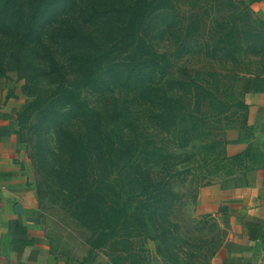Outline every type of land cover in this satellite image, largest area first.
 Listing matches in <instances>:
<instances>
[{
    "label": "trees",
    "instance_id": "1",
    "mask_svg": "<svg viewBox=\"0 0 264 264\" xmlns=\"http://www.w3.org/2000/svg\"><path fill=\"white\" fill-rule=\"evenodd\" d=\"M182 5L190 11L182 12ZM211 11L230 15L218 20ZM181 14L189 19L182 28ZM204 18L210 21L205 28ZM202 29L216 37L198 50L191 39ZM163 35L172 37L175 47L155 45ZM244 50L264 58V20L244 0H0V73L9 51L25 79V94H35L16 113L15 133L31 146L27 155L37 176L36 195L44 197L46 171L51 172L49 179L77 199L73 215L89 232L91 249L140 235L154 211H163L171 223L168 212L185 194L169 183L182 182L197 158L196 152L180 155L172 148L195 144L230 106L241 123L232 129H248V105L241 95L264 92V61L262 73L242 75L240 98L231 90L227 103L217 94L220 84H203L201 70L183 57L202 51L236 63V53ZM51 78L53 86L43 84ZM106 99L112 101L98 105ZM191 101L197 104L192 109ZM144 120L168 136L166 145L149 141ZM215 144L241 175L264 161V151L251 142L233 155L225 150V134ZM191 192L196 199L197 190ZM39 216L44 218L40 210ZM242 225L248 239L264 241L262 224ZM167 232L172 230L161 228L157 236L164 240ZM128 256L108 260L127 264Z\"/></svg>",
    "mask_w": 264,
    "mask_h": 264
},
{
    "label": "rangeland",
    "instance_id": "2",
    "mask_svg": "<svg viewBox=\"0 0 264 264\" xmlns=\"http://www.w3.org/2000/svg\"><path fill=\"white\" fill-rule=\"evenodd\" d=\"M181 10L182 12L190 11L188 5H182ZM210 14L213 15V18L217 17L220 20L221 18H225L228 12L211 11ZM258 15L263 19L260 14ZM181 18L180 27L181 24L186 25L189 20L182 16V14ZM203 21L202 27L205 28L210 21L205 18ZM195 37H192L191 41L193 44L198 45V50H201L200 45L205 43V41H210L211 38L214 39L216 34L210 33L207 29H202L196 33ZM155 45L173 48L175 47V41L172 37L169 38L168 35H163L159 41H155ZM192 55L194 56L190 55L183 58L188 59V65H193L201 70L199 80L203 84L212 83L214 80L217 81L216 84H220L218 93L215 89L212 88V90L222 100L227 101V103H231L230 101L232 100L231 90L236 91V94H234L235 98H240L238 90L242 75L262 73L263 64L261 61H264V58L250 51L244 50L236 53V63L229 59L221 60L218 57H208L202 51L200 53L193 52ZM3 68L5 71L2 74L0 73V102L3 106L11 96L17 94L18 101L20 103L21 101L25 102L21 108L22 110L35 94L31 97L25 94L23 90L25 79L17 72L15 58L10 55L9 51H7V60H4ZM43 84L53 86L54 80L52 78L44 79ZM112 95L117 96L116 94ZM88 99L90 102L92 101L91 103L95 104L96 98L94 95L89 93ZM111 101L112 99H106L104 102L98 101L97 103L102 106L103 103H110ZM196 105L195 101L190 102L191 109ZM201 109H207L204 103L201 104ZM230 111H233V106H230L229 111L218 117V121L210 122L207 128H205L207 132L202 134L203 137L189 148L185 150L179 149L177 146L172 148L176 153H180V155L196 152L197 158L194 160L196 162H190L193 163L190 173L182 174L185 177L182 182L169 183L173 189H179L186 196H184V200L176 201L174 206L169 210L168 218L171 223H168L163 211H154L152 219L144 221L145 226L140 235L129 238H118L120 240L114 243L111 242L103 248L91 249L87 240L90 236L89 232L79 226L73 215V212L76 211L75 204L77 203V199L69 195L67 188L60 186L57 182L51 181L53 176L51 172L46 171V179L49 181V184H45L43 188L44 197L41 198L35 193V200L40 205L39 210L44 215L45 230L54 247L58 251L75 258L77 261L84 260L87 255L90 257L94 256L95 259L108 260L112 255L123 257L129 254L126 261L127 264H211L212 257L215 255L211 254L212 250H214V248L211 249V246L218 247L220 242L223 245L228 230L220 227L215 216L207 211V198L201 199L199 192L203 187L210 185H213L214 189L217 190V186L221 185L222 182L242 177L241 171L237 166L227 164L223 160L220 153L222 148L215 144L216 141L223 139L227 129L241 126L239 116L231 115ZM143 122V132L150 137L149 141H152L156 145H166L168 136L161 134L152 121L144 120ZM71 125H73L74 129L77 128L75 122H72ZM27 137L30 138L28 133ZM32 141L29 142L30 145ZM210 144H214L213 149H209L208 146ZM30 148L31 146L27 148L26 143L19 142V150L23 151V156L27 157L26 159L32 166V184L34 185L32 188L35 189L38 184L37 176L31 159L27 155V151ZM205 155L206 161H203L201 157ZM190 163L188 165H192ZM50 177L52 178L49 179ZM155 178L157 179V175H155ZM192 190H197V198L194 200L189 197L192 195ZM144 217L146 219V216ZM156 227L159 230H156ZM164 227L171 229L172 233L167 232L165 234L166 238L161 240L157 235H160L158 231Z\"/></svg>",
    "mask_w": 264,
    "mask_h": 264
},
{
    "label": "crops",
    "instance_id": "3",
    "mask_svg": "<svg viewBox=\"0 0 264 264\" xmlns=\"http://www.w3.org/2000/svg\"><path fill=\"white\" fill-rule=\"evenodd\" d=\"M244 1L264 19V0ZM241 99L248 105L249 128L225 131L228 155L243 151L250 142L264 151V92H246ZM24 103L17 94L3 106L0 102V264H111L105 259L77 261L58 251L47 235L32 188V166L19 150L15 133V114ZM199 195L207 198L206 209L218 225L228 230L211 264H264V241L248 239L242 225L257 221L264 230V161L241 178L222 182L217 190L203 187Z\"/></svg>",
    "mask_w": 264,
    "mask_h": 264
}]
</instances>
